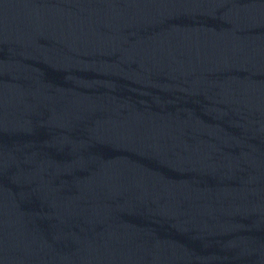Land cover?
I'll return each instance as SVG.
<instances>
[{
	"label": "water",
	"instance_id": "95a60500",
	"mask_svg": "<svg viewBox=\"0 0 264 264\" xmlns=\"http://www.w3.org/2000/svg\"><path fill=\"white\" fill-rule=\"evenodd\" d=\"M0 264H264V0H0Z\"/></svg>",
	"mask_w": 264,
	"mask_h": 264
}]
</instances>
